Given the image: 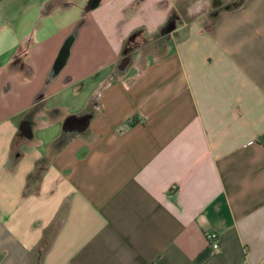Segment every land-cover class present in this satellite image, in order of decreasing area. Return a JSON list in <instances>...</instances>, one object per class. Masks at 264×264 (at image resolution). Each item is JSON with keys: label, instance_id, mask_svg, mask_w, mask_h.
<instances>
[{"label": "crops", "instance_id": "crops-1", "mask_svg": "<svg viewBox=\"0 0 264 264\" xmlns=\"http://www.w3.org/2000/svg\"><path fill=\"white\" fill-rule=\"evenodd\" d=\"M90 1L0 0V264H264V0Z\"/></svg>", "mask_w": 264, "mask_h": 264}, {"label": "flooded vegetation", "instance_id": "flooded-vegetation-1", "mask_svg": "<svg viewBox=\"0 0 264 264\" xmlns=\"http://www.w3.org/2000/svg\"><path fill=\"white\" fill-rule=\"evenodd\" d=\"M212 2V4H211V8L212 9H214V8H216V7H218V6H220V4L222 5V2H223V5H225V6H232L231 5V1H224V0H212L211 1ZM91 112L92 111H85L81 116H80V118H78V119H76V120H71L70 121V126L68 127L69 128V130H71L72 128L71 127H73V122H75L74 123V125L75 126H80V125H86V124H88V122H89V120H90V118L92 117V114H91ZM26 128H28L27 127V125L25 126ZM26 128H25V130H26ZM68 130V129H67Z\"/></svg>", "mask_w": 264, "mask_h": 264}, {"label": "trees", "instance_id": "trees-1", "mask_svg": "<svg viewBox=\"0 0 264 264\" xmlns=\"http://www.w3.org/2000/svg\"><path fill=\"white\" fill-rule=\"evenodd\" d=\"M98 1H99V0H91V1H90V5H89L88 7L90 8L94 3H97ZM240 2H241V1H240ZM168 25H169V24H168ZM168 25L164 27L163 31L167 30L168 28H172V27H174V24H170V27H169ZM26 125H27V127L29 126V122H28V121H25V122H24L23 132L28 130V128L25 127ZM25 128H26V130H25ZM20 135H21V133H20ZM21 136H22V135H21ZM22 144H23V138H22V137H19L18 140H16V142L14 143V147L16 148V150H15V151H16L15 154L19 153V149H20V147L22 146Z\"/></svg>", "mask_w": 264, "mask_h": 264}, {"label": "built area", "instance_id": "built-area-1", "mask_svg": "<svg viewBox=\"0 0 264 264\" xmlns=\"http://www.w3.org/2000/svg\"><path fill=\"white\" fill-rule=\"evenodd\" d=\"M206 238L208 240V243L214 247H219V233L216 231H209L206 233Z\"/></svg>", "mask_w": 264, "mask_h": 264}, {"label": "rangeland", "instance_id": "rangeland-1", "mask_svg": "<svg viewBox=\"0 0 264 264\" xmlns=\"http://www.w3.org/2000/svg\"><path fill=\"white\" fill-rule=\"evenodd\" d=\"M231 1V5H236L237 3H240L241 0H230ZM205 2V1H204ZM184 4V3H183ZM182 4V6H183ZM14 150H16V148L14 147Z\"/></svg>", "mask_w": 264, "mask_h": 264}, {"label": "water", "instance_id": "water-1", "mask_svg": "<svg viewBox=\"0 0 264 264\" xmlns=\"http://www.w3.org/2000/svg\"><path fill=\"white\" fill-rule=\"evenodd\" d=\"M174 27L171 28V30L173 29Z\"/></svg>", "mask_w": 264, "mask_h": 264}]
</instances>
